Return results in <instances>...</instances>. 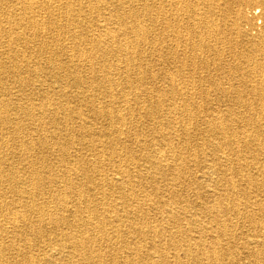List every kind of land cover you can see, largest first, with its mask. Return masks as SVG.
<instances>
[{
    "label": "bare ground",
    "instance_id": "6f19581e",
    "mask_svg": "<svg viewBox=\"0 0 264 264\" xmlns=\"http://www.w3.org/2000/svg\"><path fill=\"white\" fill-rule=\"evenodd\" d=\"M136 1L0 0V264H264V0Z\"/></svg>",
    "mask_w": 264,
    "mask_h": 264
},
{
    "label": "rangeland",
    "instance_id": "374dc122",
    "mask_svg": "<svg viewBox=\"0 0 264 264\" xmlns=\"http://www.w3.org/2000/svg\"><path fill=\"white\" fill-rule=\"evenodd\" d=\"M211 3H214V2H217L219 0H209ZM223 1H228L229 3L231 2V7L232 10H233V14L239 11L243 12L244 16H245V20L244 22L242 23L241 27L245 30H252L253 32L255 31H260V26L262 25V20L261 19H257L256 17L260 15V13H257V14H254L252 11H257L256 8L252 9L254 7L253 3H242L238 4L237 1L235 0H221L220 2H223ZM155 2V4H154ZM235 2V3H234ZM157 4V6H156ZM245 4V5H244ZM145 5H155L156 8L160 5V7H158L159 9H166L167 6L169 5L167 0H139V1H136V2H130V3H127V6H131V7H137V8H140L141 6H145ZM166 5V7H165ZM235 5V6H234ZM240 5V6H239ZM247 5V6H246ZM163 6V7H162ZM237 6V7H236ZM239 6V7H238ZM244 6H245V10H244ZM165 7V8H164ZM238 8V9H236ZM260 22V24L258 23ZM255 25V26H254ZM253 27L255 29H253ZM27 39H28V36L26 33H25ZM2 46H4V44H2ZM38 46V44L36 42H28L27 41V44H26V47L24 48L25 50H30V52L32 53L33 50L32 48L33 47H36ZM1 51H5V50H8V47L4 46V47H0ZM230 60L229 57H226V61L222 62L220 65H217L215 68L216 70H214L213 68V65L210 64V67H200L198 70H196V72H193L195 77H203L204 80H205V85H209L211 86L212 84L215 85L214 83V80H218V82H221L222 84H224L225 86L228 85V82H227V78H229L231 76L230 72L228 73V69H229V64H228V61ZM4 62H6L8 65L12 64L11 61H9L8 59H6V57L3 59ZM56 63V61H61L62 63H67L68 64V60H67V56H58L56 57V60H54ZM85 64V63H84ZM86 65H80V66H77L78 68L77 69H82L83 70V67H85ZM165 66V67H164ZM223 66V67H222ZM154 74L157 76V80L152 83L153 85H157V86H160V85H164L165 83V77H163V69L164 68H170V69H173L174 70V65H172V68L171 66H168L166 65L165 63H157L154 65ZM61 70H66V67L65 66H62V68H60ZM190 69V67H187V69L185 71H187V75L188 74V70ZM227 71V72H226ZM215 72V73H214ZM24 76H26V74H23ZM228 75V76H227ZM50 78V76H47V78ZM188 78H191V77H188ZM13 80L12 77H7L6 80H4L6 83H10V81ZM147 82V81H146ZM232 82V81H231ZM235 83H237L235 80L233 81ZM200 84V83H199ZM198 85V87H200V85ZM149 86H151V84H149ZM213 90H214V87H212ZM67 91H71V89L67 88ZM197 94H195L194 96V99H192L190 102L194 103V104H197V105H201V106H208L207 107V112H210L214 109H220V110H225L227 107H226V104H225V99L218 93V92H215V91H210V93H206V94H199L196 96ZM185 96L181 97L182 99L184 98ZM35 98H39L40 100L43 99V95L42 93L38 94L36 93V96ZM230 99H233V98H230ZM225 100V101H224ZM81 109H83L85 112H86V108L85 107H81ZM102 124H104L105 122L101 121ZM27 124V123H26ZM106 125V124H105ZM132 125H135L134 123H132ZM136 125H141V127H145L147 128V125H152L148 122V120H146L145 118H143L141 120V123L140 124H136ZM195 125H203L202 124V120L200 122H198L197 124ZM47 150L43 149V150H38V154L40 156H47L46 159L48 161V164H55L57 161L56 159L50 157V152H46ZM44 153V154H43ZM13 162H15L16 164L18 163H22L24 162L23 158L22 157H13ZM10 198V197H9Z\"/></svg>",
    "mask_w": 264,
    "mask_h": 264
}]
</instances>
